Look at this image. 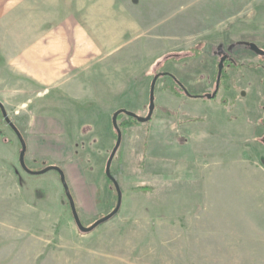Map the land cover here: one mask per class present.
Masks as SVG:
<instances>
[{"label": "rangeland", "instance_id": "1", "mask_svg": "<svg viewBox=\"0 0 264 264\" xmlns=\"http://www.w3.org/2000/svg\"><path fill=\"white\" fill-rule=\"evenodd\" d=\"M248 42L264 49V0H0V102L26 146L48 118L77 133L84 172L65 178L85 226L116 205L112 114L146 115L154 75H173L149 121L117 120L121 206L91 232L55 170L22 169L0 112V264H264V56ZM224 54L214 97L176 83L212 93Z\"/></svg>", "mask_w": 264, "mask_h": 264}, {"label": "water", "instance_id": "2", "mask_svg": "<svg viewBox=\"0 0 264 264\" xmlns=\"http://www.w3.org/2000/svg\"><path fill=\"white\" fill-rule=\"evenodd\" d=\"M246 44H247L248 48L252 52H254L255 54H257L259 56H264V49L259 47L256 43L248 42ZM227 57H228V55L224 54V55L220 56V58H219L218 65H217L215 87H214V90L212 91V93H206L204 95L191 94L189 91H187V89L185 87L183 89L184 93L188 96H191V97H199V96H204L206 98L214 97L217 94V91L219 88V82H220V77H221V73H222V68L224 65V61L227 59ZM169 74L170 73H168V72H160V73H157L154 75V77L151 81V84H150L149 104H148V110H147L146 115L142 116V115H139L133 111H130V110H127L124 108L117 109L112 114L111 122H112L113 129L116 132V140H115V143H114V145H113V147H112V149L108 155V158L106 160L105 167H104V173H105L106 177L112 182L114 189L116 191V196H117L116 205L109 213H107L106 215L96 219L93 223H91L88 226L83 225V223L81 222V220L79 218L77 209L75 207V202H74L73 196L71 194V191L69 189L68 183H67L66 178H65V173L59 165L50 164V165L44 166L42 169H39V170H32V169L27 167V165L25 163V154H26V150H27L25 139H24L23 135L21 134V132L19 131V129L16 127V125L11 121V119L9 118L3 104L0 102L1 115L4 119V121L15 132V134L17 135L19 142H20V151H19V156H18L20 166L22 167V169H24L26 172H28L30 174H43L49 170H55L58 173L62 187H63V190H64V193H65L67 200H68V203H69V207H70L74 222L80 231L91 232L98 225H100V224L106 222L107 220H109L110 218H112L119 211L120 206H121L120 186H119V183L117 182V180L115 179V177L111 174V163H112V160H113V158H114V156H115V154H116V152L120 146L121 138H122L121 129H120L118 122H117L118 114L123 113L127 116L133 117L138 122L149 121L152 117V114H153V111L155 108V94H154L155 83H156L159 76L169 75Z\"/></svg>", "mask_w": 264, "mask_h": 264}, {"label": "crops", "instance_id": "3", "mask_svg": "<svg viewBox=\"0 0 264 264\" xmlns=\"http://www.w3.org/2000/svg\"><path fill=\"white\" fill-rule=\"evenodd\" d=\"M35 61H37V59L33 60V62ZM56 123H60L61 127L59 129H52L55 127V124L51 122L50 118L46 119L41 124V131L32 135L31 138L27 140V151L29 150L28 153H30V157L38 155L41 158L46 159L49 164H62L65 175L74 181L75 175L79 172V168L82 172H84L81 165H78L79 167L75 165L77 162L75 155L79 152V150L74 146L73 136L77 137L78 135L75 132L72 135L66 131V128L70 126L65 123V120L60 119V122L57 121ZM111 126L112 124H110V128ZM89 128L91 127L89 126ZM89 132L91 134V131ZM90 138L92 137L89 136L88 140L81 139L79 146L80 149H83V147H85L84 145L88 143L90 146L92 142V139ZM90 148L91 146L89 147V151H91ZM83 191L88 193L90 196H93L92 188H84Z\"/></svg>", "mask_w": 264, "mask_h": 264}, {"label": "trees", "instance_id": "4", "mask_svg": "<svg viewBox=\"0 0 264 264\" xmlns=\"http://www.w3.org/2000/svg\"><path fill=\"white\" fill-rule=\"evenodd\" d=\"M243 43H244V42H243ZM244 44H245V43H244ZM226 64H229V63L227 62ZM168 76H170L171 78H173V75H171V74H169ZM223 77H224V70H223V74H222V78H223ZM176 83L180 86V88H181L182 91H183L184 86H183L182 84H180V82H176ZM183 92H184V91H183ZM122 116H124L123 113L118 114V116H117V120H120ZM127 118H128V119H131V121H129V122H126V121H125V122H120L119 125L121 126V125H127L128 123L132 124L133 122H137V120L134 119L133 117L127 116ZM25 155H26V154H25ZM111 174L113 175L112 171H111ZM105 177H106V175H105ZM106 180H107L108 182H111L107 177H106Z\"/></svg>", "mask_w": 264, "mask_h": 264}, {"label": "flooded vegetation", "instance_id": "5", "mask_svg": "<svg viewBox=\"0 0 264 264\" xmlns=\"http://www.w3.org/2000/svg\"><path fill=\"white\" fill-rule=\"evenodd\" d=\"M230 60H231V59H230V57L228 56L227 59L225 60V62L227 63V62L230 61ZM225 62H224V63H225ZM226 63H225V64H226Z\"/></svg>", "mask_w": 264, "mask_h": 264}]
</instances>
